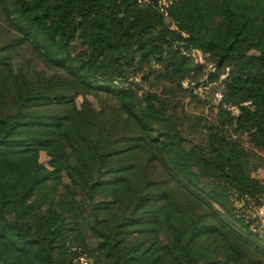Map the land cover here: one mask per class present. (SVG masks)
I'll return each instance as SVG.
<instances>
[{"label": "trees", "instance_id": "16d2710c", "mask_svg": "<svg viewBox=\"0 0 264 264\" xmlns=\"http://www.w3.org/2000/svg\"><path fill=\"white\" fill-rule=\"evenodd\" d=\"M138 1L0 0V264H264V0H175L177 32ZM193 50L188 134L129 79L192 83Z\"/></svg>", "mask_w": 264, "mask_h": 264}, {"label": "rangeland", "instance_id": "374dc122", "mask_svg": "<svg viewBox=\"0 0 264 264\" xmlns=\"http://www.w3.org/2000/svg\"><path fill=\"white\" fill-rule=\"evenodd\" d=\"M47 26H50V23H48ZM0 27H5V22L3 21L1 15ZM42 27H44V25H42ZM169 29L173 32H177L176 29H172L171 26L169 27ZM186 56L187 58L192 60L194 64L202 65L204 67V71L202 73H196V75H194V80H192V83H163L166 89V93L161 94L160 92L157 93L156 89H158V86L160 84L153 78V76L148 80H143L141 74H137L136 76L131 75L129 82L138 84V86L140 87V93L154 92L159 95L165 105L171 107V109L174 110V113L176 111L177 114L180 115L179 117L174 114V117L179 122L181 121L182 125H185V131H187V133L189 134L191 131H194L193 123L195 117H200L201 115L212 118L214 117L212 108L216 105L217 100L219 99V94L213 93L215 86L214 84L209 83V81L207 80V73H212L215 71V67L210 61V58L202 52L195 50L187 52ZM39 68L45 71V67L40 66ZM153 69L158 70L159 66L154 65ZM148 72L149 70L145 69L142 74L146 75ZM194 86L196 87L195 89ZM191 87H193V89H190ZM191 95H193L194 98H192ZM88 100L95 102V99H93L92 97H88ZM76 102L77 105H80L82 102V98L78 97L76 99ZM193 137L196 136L194 135ZM260 156L262 157V160H254L248 158L246 164L253 176L264 180V154ZM41 161L46 164L48 158L44 154H41Z\"/></svg>", "mask_w": 264, "mask_h": 264}, {"label": "built area", "instance_id": "2783aa9c", "mask_svg": "<svg viewBox=\"0 0 264 264\" xmlns=\"http://www.w3.org/2000/svg\"><path fill=\"white\" fill-rule=\"evenodd\" d=\"M175 0H139L138 3L141 5H150L154 9H156L159 13H161L165 19V21L171 24L172 29H176L175 25L172 23L171 19L168 15V10L170 6L173 4ZM235 204L238 207L242 206V203L239 201H235ZM249 213H251L252 219L254 220V224L252 230L254 232L263 234V222H264V207H255L253 204L249 205ZM81 264H89V261L84 257L80 259Z\"/></svg>", "mask_w": 264, "mask_h": 264}, {"label": "crops", "instance_id": "0c3cea01", "mask_svg": "<svg viewBox=\"0 0 264 264\" xmlns=\"http://www.w3.org/2000/svg\"><path fill=\"white\" fill-rule=\"evenodd\" d=\"M263 229H264V222H263Z\"/></svg>", "mask_w": 264, "mask_h": 264}, {"label": "water", "instance_id": "95a60500", "mask_svg": "<svg viewBox=\"0 0 264 264\" xmlns=\"http://www.w3.org/2000/svg\"><path fill=\"white\" fill-rule=\"evenodd\" d=\"M263 205H264V202H263Z\"/></svg>", "mask_w": 264, "mask_h": 264}]
</instances>
